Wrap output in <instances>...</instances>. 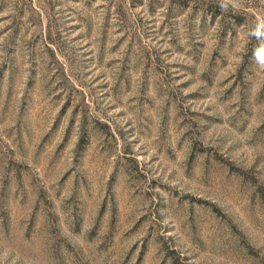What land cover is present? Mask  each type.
Segmentation results:
<instances>
[{
    "label": "rangeland",
    "instance_id": "rangeland-1",
    "mask_svg": "<svg viewBox=\"0 0 264 264\" xmlns=\"http://www.w3.org/2000/svg\"><path fill=\"white\" fill-rule=\"evenodd\" d=\"M257 53L264 0H0V264H264Z\"/></svg>",
    "mask_w": 264,
    "mask_h": 264
},
{
    "label": "clouds",
    "instance_id": "clouds-1",
    "mask_svg": "<svg viewBox=\"0 0 264 264\" xmlns=\"http://www.w3.org/2000/svg\"><path fill=\"white\" fill-rule=\"evenodd\" d=\"M257 36L261 35V33L257 32L256 33ZM257 61L259 62L260 66L262 68H264V55H260L259 53H257Z\"/></svg>",
    "mask_w": 264,
    "mask_h": 264
}]
</instances>
